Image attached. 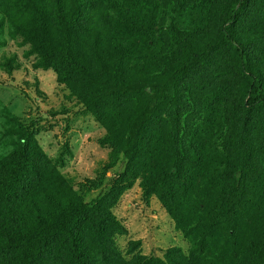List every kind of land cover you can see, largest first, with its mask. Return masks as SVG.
<instances>
[{"label":"rangeland","instance_id":"rangeland-1","mask_svg":"<svg viewBox=\"0 0 264 264\" xmlns=\"http://www.w3.org/2000/svg\"><path fill=\"white\" fill-rule=\"evenodd\" d=\"M234 1L96 0L83 36L88 40L98 33L107 45L117 39L128 48L122 56L128 72L164 80L219 37ZM13 2L0 0V162L14 149L7 131L22 123L32 128L43 155L37 174H28L15 197L0 201V231L12 228L18 207L33 200L45 204L44 190L70 188L91 207L113 191L122 192L110 210L115 222L104 239L83 231L90 264L239 261L253 226L264 221V108L246 109L234 51L224 45L179 77L146 135L138 164L144 169L132 182L122 177L128 167L122 146L151 95L128 98L104 111L120 128L119 141L113 140L69 85L58 81L55 69L45 67L40 53L14 32L11 18L29 11L16 9ZM236 30L250 51L252 67L264 78V0L251 1ZM156 164L179 167V177L164 188L172 194L168 204L182 206L180 226L156 192L147 196L143 191V179ZM231 199L217 221L220 234L203 239L195 226L204 212ZM233 228L236 247L230 245ZM173 248L179 252L170 261L167 251ZM13 257L0 255V264H12ZM37 264L74 262L56 238Z\"/></svg>","mask_w":264,"mask_h":264},{"label":"trees","instance_id":"trees-1","mask_svg":"<svg viewBox=\"0 0 264 264\" xmlns=\"http://www.w3.org/2000/svg\"><path fill=\"white\" fill-rule=\"evenodd\" d=\"M251 1L235 0L227 10L219 37L202 50L191 64L177 69L164 80L148 78L143 72L137 75L128 72L122 58L128 48L117 39L107 45L98 33L88 40L84 38L83 33L89 26L85 21L89 18V10L95 8L96 0H14L16 9H26L29 14L11 18V26L15 33L23 36L40 53L45 67L55 69L58 81L69 85L81 104L94 114L115 141L121 137L120 128L105 116L104 111L111 104L128 98L151 95V100L139 109L132 120L122 146V153L128 160L127 170L122 177L130 178L133 182L144 169H140L138 164L142 162L141 156L145 152L146 135L158 123L160 110L179 77L222 46L227 45L236 55L244 81L243 101L246 109L256 112L264 108V78L252 67L250 51L236 30ZM73 75L76 81L71 83L69 76ZM7 133L15 141L9 159L0 162V201L15 197L18 189L24 186L28 174H37L38 159L43 155L30 126L16 124ZM178 177L177 164H156L150 175L143 179L142 187L147 196L157 193L180 226L182 206H170L166 198L172 194L164 188L165 183ZM56 178L65 182L60 174ZM121 194H114L113 191L91 207L77 191L70 188L44 190L41 195L45 204L33 200L29 205L18 207L13 215L12 228L0 231V255L13 254L12 264H37L49 251L50 242L61 238L74 264H90L83 231L90 229L98 240H103L106 229L115 222L110 210ZM232 201L225 202L224 207L217 205V208L212 207L211 211L204 212L195 226L203 239H213L220 234L216 232L221 228L217 221L226 215L223 211L230 207ZM235 231L236 228H233L230 239L232 247L237 246ZM177 252L179 250L176 248L168 250L167 258L172 261L171 255ZM155 264L165 263L157 259ZM191 264L217 262L208 259ZM233 264H264L263 220L253 226V236L247 241L239 261Z\"/></svg>","mask_w":264,"mask_h":264}]
</instances>
